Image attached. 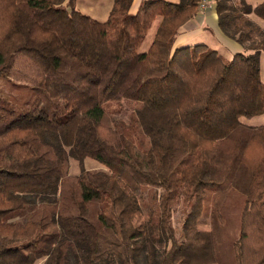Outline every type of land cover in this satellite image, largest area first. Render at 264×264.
<instances>
[{
	"label": "trees",
	"instance_id": "trees-1",
	"mask_svg": "<svg viewBox=\"0 0 264 264\" xmlns=\"http://www.w3.org/2000/svg\"><path fill=\"white\" fill-rule=\"evenodd\" d=\"M76 1L0 0V264H264V1L214 0L228 60L173 47L199 0Z\"/></svg>",
	"mask_w": 264,
	"mask_h": 264
},
{
	"label": "crops",
	"instance_id": "crops-1",
	"mask_svg": "<svg viewBox=\"0 0 264 264\" xmlns=\"http://www.w3.org/2000/svg\"><path fill=\"white\" fill-rule=\"evenodd\" d=\"M141 1L142 0H132L129 12H135ZM168 1L177 2L178 0ZM245 1L248 4L256 5L264 0ZM76 2L78 8L83 13L101 21L107 18L113 3L112 0H77ZM250 17L257 22H260L254 14L250 15ZM156 19L157 17L155 20ZM197 43H203L209 48L217 50L224 58L226 55L231 57L233 54L242 50L240 44L225 36L219 29L214 5L207 10H198L193 17L188 19L178 28L173 47L193 45Z\"/></svg>",
	"mask_w": 264,
	"mask_h": 264
},
{
	"label": "rangeland",
	"instance_id": "rangeland-1",
	"mask_svg": "<svg viewBox=\"0 0 264 264\" xmlns=\"http://www.w3.org/2000/svg\"><path fill=\"white\" fill-rule=\"evenodd\" d=\"M197 11H198V8H197ZM158 22H159L158 18L156 20L154 19L151 22L143 41L141 42L140 46L138 47L139 51H145L148 48V46H149V44L153 38V35L156 31V26H157ZM225 58H226V60H228L230 57H228L226 55ZM260 76H261L262 82L264 83V52L261 53V58H260ZM128 112H129V110H127V112H125L124 116L122 117L124 120H127ZM240 120L243 123L248 124V125H262V124H264V114L254 116L251 118H247V117L242 116V117H240ZM81 167L88 169V170L103 169L102 165L100 163H98L96 160H93L90 158H85L82 161V164H80L78 161L70 158L68 173L74 177L80 173ZM183 216L184 215H183L180 207H177L173 211V222L178 227H180V225H181V222L183 220ZM25 218H26V213L22 214L21 216L14 218L13 220L15 222H22V221H24ZM139 220L140 219H137L136 223H138ZM198 228L200 230H209L210 226H209L207 219L201 218L198 222ZM41 263H42V260L38 259L33 264H41Z\"/></svg>",
	"mask_w": 264,
	"mask_h": 264
},
{
	"label": "built area",
	"instance_id": "built-area-1",
	"mask_svg": "<svg viewBox=\"0 0 264 264\" xmlns=\"http://www.w3.org/2000/svg\"><path fill=\"white\" fill-rule=\"evenodd\" d=\"M214 5V0H199L198 10H207Z\"/></svg>",
	"mask_w": 264,
	"mask_h": 264
}]
</instances>
